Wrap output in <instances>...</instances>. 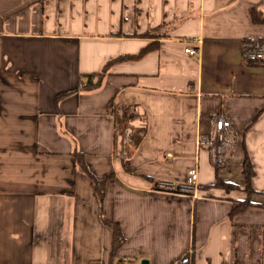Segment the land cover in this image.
I'll return each instance as SVG.
<instances>
[{
  "label": "crops",
  "instance_id": "1",
  "mask_svg": "<svg viewBox=\"0 0 264 264\" xmlns=\"http://www.w3.org/2000/svg\"><path fill=\"white\" fill-rule=\"evenodd\" d=\"M252 7L264 16V0H0V264H264ZM111 101L146 127L137 147L116 134ZM218 117L223 164L199 143ZM192 167L195 195L156 188Z\"/></svg>",
  "mask_w": 264,
  "mask_h": 264
},
{
  "label": "trees",
  "instance_id": "2",
  "mask_svg": "<svg viewBox=\"0 0 264 264\" xmlns=\"http://www.w3.org/2000/svg\"><path fill=\"white\" fill-rule=\"evenodd\" d=\"M250 14H251V18H252L253 22L264 23V16L261 14L260 11H258L254 7L251 8ZM259 39L264 40V38H259ZM247 43H248V40H245L244 47H243V58H244L246 64L247 65L261 64L263 59H254V58H249L246 56L245 52L247 49ZM142 52H141V54H142ZM124 58L125 57L120 56L114 60H122ZM129 58H131V56ZM108 63H110V62H107L105 64L104 68H106V65H108ZM103 74H104V69H103V71H101L98 74H86V77L89 81V84H87V87L88 88L96 87L98 85V83L100 82V78L103 77ZM94 76H98L99 79H97L96 82L92 83V82H90V80ZM109 106H110V110L114 114V119H115L116 125H122L123 127H126V126L131 127V133L129 134V137H128V146L132 147V148L137 147V145L140 143L143 136L145 135L146 127H132L131 121L135 120L138 117L134 111H130L126 108H123L122 106L113 105L112 101L110 102ZM120 128L122 130V127H120ZM73 156L75 157L77 162H79V163L84 162L82 159L83 155L80 152L74 151ZM242 164H243V176H244V182H245L243 189L247 192V196L249 197V195L253 192V187L251 185V176L253 174V171H252L251 163H250V160L248 157V153H247L245 148H244V153H243ZM96 184H97V186L99 185L98 181L96 182ZM156 188L161 189L158 184H157ZM169 191L180 192V191H178V189L169 190ZM248 197L245 200L241 201L240 203H234L237 205H235L233 208L236 209L237 206H239V207L243 206L244 203H247V201H249ZM111 228L113 231V242H114V245L117 246L118 244H120L122 242V234H121V231H120L119 226L117 224L112 223Z\"/></svg>",
  "mask_w": 264,
  "mask_h": 264
},
{
  "label": "built area",
  "instance_id": "3",
  "mask_svg": "<svg viewBox=\"0 0 264 264\" xmlns=\"http://www.w3.org/2000/svg\"><path fill=\"white\" fill-rule=\"evenodd\" d=\"M197 41V40H196ZM246 56L254 59H264V40L259 38L249 39L247 44ZM184 51L188 54H195L197 50L193 47H185ZM230 126V121L224 117H218L213 122V128L207 132L203 133L199 137V143L207 145L211 148L213 153V160L217 164H223L226 160V150L228 145V139L226 134V129ZM115 132L118 136L122 138L125 144L128 142L129 134L131 133V127L126 126L121 128L116 125ZM198 179V173L195 167H192L187 172L186 181L180 185H175L171 182H159V187L164 190H174L178 189L180 192H192L195 195L196 183Z\"/></svg>",
  "mask_w": 264,
  "mask_h": 264
},
{
  "label": "rangeland",
  "instance_id": "4",
  "mask_svg": "<svg viewBox=\"0 0 264 264\" xmlns=\"http://www.w3.org/2000/svg\"><path fill=\"white\" fill-rule=\"evenodd\" d=\"M248 43H249V40H248ZM247 43V44H248ZM246 52H247V50H246ZM248 56V55H247ZM119 127H123L122 125H118ZM128 142V141H127ZM125 145V144H124ZM127 145H128V143H127ZM128 149H130V147L128 146ZM188 192V191H187Z\"/></svg>",
  "mask_w": 264,
  "mask_h": 264
},
{
  "label": "water",
  "instance_id": "5",
  "mask_svg": "<svg viewBox=\"0 0 264 264\" xmlns=\"http://www.w3.org/2000/svg\"><path fill=\"white\" fill-rule=\"evenodd\" d=\"M142 263H147V261H146V260H144V261H142Z\"/></svg>",
  "mask_w": 264,
  "mask_h": 264
}]
</instances>
